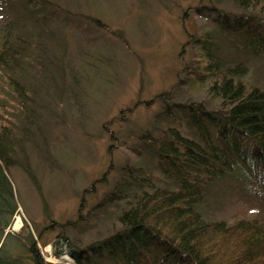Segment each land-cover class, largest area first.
Listing matches in <instances>:
<instances>
[{"label":"rangeland","instance_id":"374dc122","mask_svg":"<svg viewBox=\"0 0 264 264\" xmlns=\"http://www.w3.org/2000/svg\"><path fill=\"white\" fill-rule=\"evenodd\" d=\"M215 9L239 13L232 0H42L37 8L28 0H0V48L9 58L0 64V118L12 131L14 163L5 170L17 207L5 240L19 264H32L31 236L44 261L76 264L87 245L109 235L125 204L99 213L94 205L115 188L124 195L134 190L137 182L121 167L136 163L154 185L174 184L159 177L146 142L135 135L174 125L198 138L156 97L204 99L203 87L189 97L192 82L179 83L199 57V32L217 37L223 69L239 65L248 85L264 89V54L237 46L244 35L223 31ZM239 166L203 191L197 210L205 220L247 217L264 224V199ZM123 177L132 186H121Z\"/></svg>","mask_w":264,"mask_h":264},{"label":"trees","instance_id":"16d2710c","mask_svg":"<svg viewBox=\"0 0 264 264\" xmlns=\"http://www.w3.org/2000/svg\"><path fill=\"white\" fill-rule=\"evenodd\" d=\"M232 2L239 13L215 9L216 20L223 31L244 35L243 47L235 42L237 46L264 54V0ZM28 3L37 8L42 0ZM87 18L103 26L98 19ZM194 44L199 57L184 67L185 78L179 83L187 88L192 82L187 88L189 97L203 87L204 99L169 103L170 92L156 98L165 102L166 113L175 112L179 124L189 125L198 138L174 125L135 135L146 142L159 177L167 176L174 184L154 185L147 170L136 163L121 167L125 176L137 182L134 190L124 195L115 188L94 205L99 213L108 205L125 204L115 213L113 231L87 245L83 249L86 256L74 258L76 264H264V224L260 220H205L197 207L206 187L234 170V164L246 170L254 194L264 199V89L248 85L246 71L239 65L223 69L218 39L210 31L199 32ZM8 59L0 48V64ZM9 82L25 95L23 85L11 78ZM213 100L214 107L207 108L205 103ZM12 142V131L0 118V264H19L5 240L17 208L5 170L14 163ZM132 179L123 177L119 184L132 186ZM27 244L32 264H59L44 261L32 236Z\"/></svg>","mask_w":264,"mask_h":264},{"label":"bare ground","instance_id":"6f19581e","mask_svg":"<svg viewBox=\"0 0 264 264\" xmlns=\"http://www.w3.org/2000/svg\"><path fill=\"white\" fill-rule=\"evenodd\" d=\"M250 183V186H252L251 185V182H249ZM252 188V187H251ZM20 223H21V221H20V217L19 216H17V220H16V222H15V226H20ZM2 244V241L0 242V245ZM161 253V252H160ZM49 262H51V261H49ZM53 263H55V262H53Z\"/></svg>","mask_w":264,"mask_h":264}]
</instances>
